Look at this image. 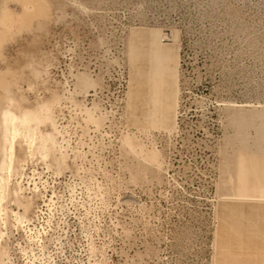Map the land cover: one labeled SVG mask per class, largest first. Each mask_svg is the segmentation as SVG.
Returning <instances> with one entry per match:
<instances>
[{
  "label": "rangeland",
  "instance_id": "374dc122",
  "mask_svg": "<svg viewBox=\"0 0 264 264\" xmlns=\"http://www.w3.org/2000/svg\"><path fill=\"white\" fill-rule=\"evenodd\" d=\"M38 7L0 22V264H264V0Z\"/></svg>",
  "mask_w": 264,
  "mask_h": 264
},
{
  "label": "bare ground",
  "instance_id": "6f19581e",
  "mask_svg": "<svg viewBox=\"0 0 264 264\" xmlns=\"http://www.w3.org/2000/svg\"><path fill=\"white\" fill-rule=\"evenodd\" d=\"M13 2L18 4L20 6V8H21V11H20L21 13L17 14V16L14 15L15 16L14 18L11 17V18L8 19V17H7V19H4L7 16L8 10H7L6 7L0 8V22L1 23L2 22L3 23L6 22V23L3 24V27H4V29L6 31H8L7 29L10 27V23H12L14 20L16 21L17 19H19V16L20 17L22 16V18H24V17L26 18L28 16L31 17V15L33 16V15L37 14L38 11H39L38 0H13ZM22 18L20 20H22ZM20 23H21V21H20ZM4 29H2V31ZM2 84L3 83H2V81L0 79V89L4 88L5 84H3V85ZM1 103H2V101H1ZM31 127H32L31 123L29 121H25L23 119V115L22 114L18 113L16 115L14 112H10L7 108L2 109L0 111V131H1V134L3 133L4 139L8 140V145L7 146L9 147L10 151H13L15 149V146H16L15 138H22L23 139V137L27 134V131ZM4 133H5V135H4ZM28 137H30V136H28ZM26 139H30V138H26Z\"/></svg>",
  "mask_w": 264,
  "mask_h": 264
}]
</instances>
